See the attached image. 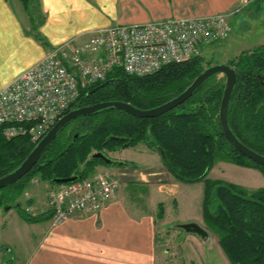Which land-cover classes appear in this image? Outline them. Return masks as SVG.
Returning a JSON list of instances; mask_svg holds the SVG:
<instances>
[{"label":"trees","instance_id":"trees-1","mask_svg":"<svg viewBox=\"0 0 264 264\" xmlns=\"http://www.w3.org/2000/svg\"><path fill=\"white\" fill-rule=\"evenodd\" d=\"M18 2L28 17V34L45 46L37 33L43 21L38 0ZM203 62L197 56L142 77L112 69L102 82L81 89L68 111L106 101L127 103L140 110L157 107L183 92L203 71ZM227 65L236 74L227 109L229 128L244 146L264 156V86L256 78L264 72V48L242 52ZM215 76L205 80L184 103L156 118H137L108 108L69 122L27 174L0 189V209H16L28 223L49 220L50 210L34 216L18 201L33 180L57 186L52 184L55 179L89 178L96 166H113L92 155L144 144L158 155L163 153L162 165L176 181L203 184L202 222L216 237L228 262L264 264V189L248 190L207 177L218 161L253 168L264 175V167L243 157L221 132L218 110L224 84L215 81ZM33 147L24 136L4 139L0 130V177L16 169ZM125 166L124 162L113 167ZM157 207V218H161L163 205Z\"/></svg>","mask_w":264,"mask_h":264},{"label":"crops","instance_id":"crops-1","mask_svg":"<svg viewBox=\"0 0 264 264\" xmlns=\"http://www.w3.org/2000/svg\"><path fill=\"white\" fill-rule=\"evenodd\" d=\"M238 2L239 0H38L43 21L38 25L37 33L46 42L44 46L28 34L29 22L23 9L16 11L11 0H0V89L41 60L51 47L74 39L83 42L96 29L142 24L172 17L226 13ZM15 4L21 6L20 3ZM146 150L150 152L147 148ZM114 154L117 151L108 152V155ZM159 166H162L161 160L158 165L149 168L152 175L158 174L156 169ZM107 170L109 169L99 165L94 174ZM124 170L135 172L140 169L123 167ZM243 170L256 173L250 168ZM172 179L174 184L171 187L174 190L170 189L165 194L176 205L177 195L184 184L173 177ZM131 184L134 185L135 182ZM163 185L155 188L152 184H144L141 188L148 192L150 204L146 211L137 208L135 202L130 201L132 198L124 201L127 198L121 197L119 190L101 211L76 214L55 226L50 219L28 223L14 209L3 210V213L0 212V264H230L217 239L205 228L202 220L197 221L191 217L174 220L170 217L167 223L163 222L168 215V207L164 202L167 196L162 195L161 199H156L157 190L164 188ZM48 187L41 182H32L23 193L20 201L23 200L21 205L28 213L35 216L49 210ZM152 201L156 206H164L163 217L158 218L161 219L160 223L154 218ZM25 202L30 204L25 206ZM184 223H195L207 233V238L201 239L176 227ZM169 231L171 234L166 236L172 238L171 246L158 249L155 233Z\"/></svg>","mask_w":264,"mask_h":264},{"label":"built area","instance_id":"built-area-1","mask_svg":"<svg viewBox=\"0 0 264 264\" xmlns=\"http://www.w3.org/2000/svg\"><path fill=\"white\" fill-rule=\"evenodd\" d=\"M229 24L227 13L172 17L96 29L83 42L74 39L53 46L0 89L2 136L6 140L24 136L35 145L67 113L81 89L102 82L112 69L142 77L182 63L227 39ZM120 181L100 173L49 186L51 224L101 211L120 189Z\"/></svg>","mask_w":264,"mask_h":264},{"label":"rangeland","instance_id":"rangeland-1","mask_svg":"<svg viewBox=\"0 0 264 264\" xmlns=\"http://www.w3.org/2000/svg\"><path fill=\"white\" fill-rule=\"evenodd\" d=\"M11 3L13 4L16 11L18 9L19 11L22 9L21 6H17L19 4H15L19 3L17 0H11ZM226 13L229 15V25L231 29L230 34L224 41L203 48L200 56L204 60L202 66L204 69L211 65H227L230 62L233 63L242 52H252L256 48H264V0H239L238 4H236V6ZM214 79L215 81L224 84V76L222 74L216 75ZM146 148L147 147L144 144H138L134 147L119 149L117 150V154L112 156L108 155V152H106L107 157L111 156L115 161L123 163L125 162L127 166L124 168H128L130 165H133L135 168L140 170L135 172H131L130 170L123 171L122 167L101 165L102 167H105L109 170L100 172L101 174L109 173L111 176H117L120 178V185L122 183L123 186H121L119 189L121 190L120 196L126 197L127 199L124 198V201L126 200V202L132 198L130 201L132 200V202H135V206L143 211H146L150 204L148 201V192L146 193V190L143 191L140 189L143 188L144 184H152L155 188L160 184H164V188L157 190L156 199L158 200L162 198V195L167 196L165 193H168L170 189L174 190V188L171 187V184H174V180L163 165L157 167L156 172L158 174H151L152 171L149 170V168L158 165L161 159L156 152L152 150L149 152L146 150ZM96 167L92 175H94L96 172ZM243 168L247 167L237 166L226 161H218L212 166L207 177L226 183H232L241 187L244 186V188L249 187L254 188V190L259 188L264 189V175H262L256 169L250 168L256 172L252 173L243 170ZM122 173L124 175H121ZM138 179H142L144 181L138 182ZM35 182L40 181L35 180ZM134 182L135 184L133 186L127 188L129 184ZM41 183L46 184L45 182ZM144 188L147 187L144 186ZM249 188L246 189L250 190ZM20 198L18 199L19 203L23 201H20ZM201 200V182L194 184H184L182 186V191L177 195L176 205L174 201H171L169 196L165 198L164 202H166L165 204H167L168 207V215L166 220L163 222L167 223L170 217H172L174 220L191 217L194 220L201 221ZM151 203V206L154 210V218L157 220V223H160L161 219H158L157 216H155L158 214V207L154 201ZM24 204L26 206V202ZM3 210L4 209H0V212L3 213ZM14 211H16V209H14ZM176 230L178 233H181V235H184V233L180 230ZM170 234V231L155 233V243L158 246V249H166L169 247V245L171 246V242H173L172 238L167 237ZM4 258L7 257L5 256Z\"/></svg>","mask_w":264,"mask_h":264},{"label":"water","instance_id":"water-1","mask_svg":"<svg viewBox=\"0 0 264 264\" xmlns=\"http://www.w3.org/2000/svg\"><path fill=\"white\" fill-rule=\"evenodd\" d=\"M222 74L224 76V87L222 96L220 99L219 110H218V122L221 128V132L227 142L243 157L252 161L253 163L264 167V156L252 151L251 149L244 146L232 133L227 122V109L233 88L236 82V74L233 68L224 64H216L208 66L203 69V71L190 83V85L179 95L172 98L171 100L151 109L140 110L130 106L127 103H122L119 101H106L96 103L90 106L74 108L65 113L51 128L50 130L34 145L33 149L27 155V157L22 161V163L14 169L12 172L7 175L0 177V189L4 188L19 179H21L25 174H27L30 169L34 166L40 155L44 152L50 142L58 134V132L64 128L69 122L79 118L89 116L98 111L112 108L115 110L124 111L125 113L137 117V118H156L162 114L176 108L177 106L184 103L189 99L194 92L199 88V86L208 78L213 75ZM160 157H163V153L159 152ZM92 158L100 159L106 165L113 166H123V162H118L112 160L111 158L103 155L101 153H96L92 155ZM78 180L77 176L69 177L66 179H55L52 181V184L62 185L68 184ZM4 210H7L4 208ZM177 228H180L188 233H193L200 237L201 239L207 238V233L202 230L195 223H184L176 225Z\"/></svg>","mask_w":264,"mask_h":264},{"label":"flooded vegetation","instance_id":"flooded-vegetation-1","mask_svg":"<svg viewBox=\"0 0 264 264\" xmlns=\"http://www.w3.org/2000/svg\"><path fill=\"white\" fill-rule=\"evenodd\" d=\"M256 78L261 86H264V72L259 73L256 75ZM261 101H264V98L261 99Z\"/></svg>","mask_w":264,"mask_h":264}]
</instances>
